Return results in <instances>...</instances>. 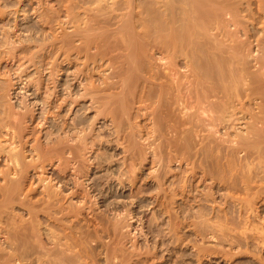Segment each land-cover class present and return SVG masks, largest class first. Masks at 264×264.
<instances>
[{
    "label": "bare ground",
    "instance_id": "bare-ground-1",
    "mask_svg": "<svg viewBox=\"0 0 264 264\" xmlns=\"http://www.w3.org/2000/svg\"><path fill=\"white\" fill-rule=\"evenodd\" d=\"M256 1L258 8L252 14V0H58L63 9L59 12L67 20L58 16L56 20H62L56 24L61 31L57 30L59 33L52 38H42L47 40L43 44L45 53L41 49L43 54L35 60L31 52L28 63L34 66H30L35 69L34 78L27 74L29 66L25 67L26 63L19 62L20 56L12 52L27 51L29 45L25 43L30 44L32 38L19 41L18 46L10 41L14 47L8 48L11 52L6 50L5 58L19 62L12 71L19 80L13 82L12 76L7 84L4 80L5 85L0 83V165H4L0 167V264H97L99 260L94 258L102 255L96 251L100 246L99 252L105 248L106 264H163V260L155 261L159 252L151 244L134 249L137 242L133 238V249L125 248L130 240H122L131 238L129 220L137 218L138 210L133 212L126 206L120 211L117 204L119 217L108 225L107 213L112 206L100 211L96 208L118 191L121 194L127 184L130 189L138 188L139 195H134L140 201L153 198L155 192L149 194L156 186L154 199L162 204L160 211L171 205L162 216L170 208L168 219L173 223L168 241L175 254L182 252L185 257L186 247L193 245V240L188 244L189 233L185 230L194 208L189 204L194 201L200 206L194 218L201 220L194 227L196 231L198 228L194 231L198 238L206 234L208 228L205 230L203 224L212 218H208L211 213L206 204L212 207L211 203L217 204L220 198L223 208L219 205L216 209L217 205L212 204L213 218L238 229L251 227V234L239 230L237 236L232 233L233 238L240 247L255 252L253 264H264V30L263 35L258 31L261 36L256 46H251L254 32L243 20L251 13L254 22L262 21L264 25V0ZM0 11V17L5 15ZM242 26L248 39L238 37ZM19 27L15 24L12 32L5 29L6 39L21 31ZM71 68L75 70L69 72ZM24 74L31 79L23 80ZM19 84L23 100L14 103V90ZM32 88V94H27ZM102 119L111 122L113 138L109 139L112 131L108 140L100 135L108 132L107 127L105 131L98 128ZM237 127L243 129L238 132ZM119 146L125 153L122 164L113 159L117 153L104 158L107 151ZM103 148L107 151L102 153L107 154L101 155L99 149ZM30 156H34L31 161L27 160ZM174 161L187 167L173 171ZM147 170L152 172L143 178ZM103 171L106 173L99 175ZM38 194L40 198L35 199ZM74 199L78 203L73 204ZM158 202L153 204L160 205ZM23 208L28 219L17 213ZM258 220H262L260 228L252 225ZM126 227L131 231H122ZM223 230L219 232L223 233L221 242L225 241ZM164 233L159 234L162 239L167 236ZM105 236L111 242L105 243ZM211 237L219 241V236ZM197 244L192 248L197 249L200 261L206 248Z\"/></svg>",
    "mask_w": 264,
    "mask_h": 264
},
{
    "label": "rangeland",
    "instance_id": "rangeland-1",
    "mask_svg": "<svg viewBox=\"0 0 264 264\" xmlns=\"http://www.w3.org/2000/svg\"><path fill=\"white\" fill-rule=\"evenodd\" d=\"M253 2V4L252 5H250L251 7L250 8H252V14L253 13H255L256 14V9L258 8L257 7V1L256 0H252ZM257 3H256V2ZM9 2V3H8ZM57 3H59L58 2V0H0V10H3V14H5V15H3V16H1L0 17V40L3 42H0L1 44H0V52H2V55L0 56V83L3 81V82H5V84H7L6 83V80L8 81L9 79H11V78H13L14 77V81L13 82H16L17 80H19L18 79V75H15V73H13L12 74V71L14 72V70H16L17 68V66L19 65V62H22V63H26L24 66L26 67L27 65L29 66V69H28V72H27V74H30V75H32V77L34 78V76L35 77H37L36 76V74L34 75V73H36L35 72V69L33 68L34 66L33 65H29V63H31V62H29L28 63V60L30 61V59H31V57L30 56H32L33 55V58L34 57H36V58H34L35 60L37 59V57L38 56H40L41 54H43L42 52V50H44L43 49V47H44V45L43 44H46L47 43V40H46V42H45V40H43L42 38H44V39H46V37H50V38H52L51 36H54L55 34H58L59 32L58 31H61V29H59V28H61V27H58V26H60V25H57V24H59L58 22H56V21H59V20H62V19H65V14H62V11H63V9L61 8H59L60 6H59V4H57ZM257 4V5H256ZM88 6L87 7H89L90 5L89 4H87ZM26 6V7H25ZM86 5H84V7H85ZM246 6V5H245ZM47 7V8H46ZM87 7H85V9L86 10H88L87 9ZM91 8H95L96 7V5L95 4H93V6H90ZM255 7V8H254ZM59 8V9H58ZM43 9H44V11H43ZM52 11H51V10ZM84 9V10H85ZM59 10H62L61 12H59ZM81 10H82V8H81ZM85 10V12H88V11H86ZM39 13H38V12ZM41 11V12H40ZM47 13H46V12ZM52 12V13H49V12ZM55 11V12H54ZM80 11V10H79ZM1 12V11H0ZM45 12V13H44ZM58 12V13H57ZM18 13V14H17ZM53 13H55V15L53 14ZM64 13H66V12H64ZM81 13V15L82 14H84V11H82V12H80ZM248 13H250V12H248ZM38 14V15H37ZM45 14H46V16H45ZM59 14H61V15H59ZM88 14H91V13H88ZM247 13L245 12V13H243L242 14V16H245ZM251 13L249 14L250 15V17H251V15H252ZM42 15H44V16H42ZM85 15V14H84ZM84 15L82 16L83 18H84ZM8 16H9V18H8ZM45 17V18H42V17ZM52 16V17H51ZM57 16V17H56ZM58 16H61L62 17V19H58V20H56L57 18H58ZM256 16H258V14L256 15ZM51 17V18H50ZM64 17V18H63ZM250 17H247V18H245V19H243L245 22L246 21H248V23L246 22V24H245V26H248L249 28H251L252 29V33H253V35H251L252 36V38H250L251 40H252V42L254 43L253 45H251V46H256V39L258 38V37H260L261 35H263L262 33H263V30H264V25H262L263 24V22L262 21H255L254 22V19L253 18H250ZM5 18V19H4ZM48 18V19H47ZM53 18V19H52ZM66 18H67V14H66ZM3 19V20H2ZM42 19H44V20H42ZM9 20V21H8ZM43 22H45L46 21V23H43ZM65 20H67V19H65ZM253 20V21H252ZM52 21H53V23H52ZM251 21V22H250ZM43 24H41V23ZM49 24H51V25H49ZM55 22V23H54ZM261 22H262V24H261ZM8 23V24H7ZM21 23V24H20ZM57 23V24H56ZM250 23V24H249ZM251 23H255L254 24V26H253V24H251ZM3 24V25H2ZM15 24H19L20 25V29H21V31H19V32H17V33H12V37L11 38H13V39H9V40H7L6 39V37L4 36L5 34H4V32L7 30V31H11L12 32V30H13V28H14V25ZM49 25V27L47 26L46 28H45V26L46 25ZM56 24V25H55ZM258 24V25H257ZM10 25V26H9ZM30 25V26H29ZM55 25V26H54ZM250 25V26H249ZM44 26V27H43ZM54 26V27H53ZM245 26H242L241 28V30H242V33H240V36L238 35V37L242 40V39H244L245 40V38H247L248 39V37L246 36L245 37V35H244V31H243V28H245ZM263 26V27H262ZM51 27V28H50ZM53 27V28H52ZM257 29H256V28ZM259 27H261V28H259ZM232 28L233 29H235V27L234 26H232ZM231 28V29H232ZM6 29V30H5ZM12 29V30H11ZM25 29V30H24ZM31 29V30H30ZM34 29V30H33ZM2 30V31H1ZM27 30V31H26ZM44 30V31H43ZM53 30V31H52ZM54 30H55V32H54ZM58 30V31H57ZM255 30V31H254ZM47 31V32H46ZM68 31V30H67ZM69 31H71V29H69ZM258 31H259V33L261 34H258ZM2 32V33H1ZM32 32V33H31ZM35 32H36V34H35ZM58 32V33H57ZM50 33V34H49ZM252 33H250V34H252ZM53 34V35H52ZM243 34V35H242ZM258 34V35H257ZM13 35H15V36H13ZM18 35V36H17ZM42 35V36H41ZM45 35V36H44ZM47 35V36H46ZM37 36V37H36ZM44 36V37H43ZM16 37V38H15ZM20 37V38H19ZM5 38V39H4ZM30 38H32V39H30ZM35 38V39H34ZM47 38V39H48ZM29 39H30V41H29ZM38 39V40H37ZM249 39V40H250ZM254 39V40H253ZM6 42V43H8V41H9V45L8 44H6V43H4V41ZM18 40V41H17ZM36 40V41H35ZM251 40L249 41V43H252L251 42ZM10 41H11V43L12 42H16L15 43V46H18V45H20L19 43V41H29V42H31L30 44L28 43V42H26L25 44H28L31 48H32V50H31V48L28 46V48L29 49H27V51H25V52H21V51H17V50H20V49H16V50H13L12 52H14L17 56H18V58H19V56H20V58H19V62H15V60H13V61H7V58H5L6 57V55H7V52H9L10 50H11V45H13V47H14V43L13 44H10ZM35 41V42H34ZM43 41V42H42ZM19 42V43H18ZM32 42H34V44H36V45H32ZM39 42H41V43H39ZM45 42V43H44ZM17 44V45H16ZM41 46H40V45ZM8 45V46H7ZM37 45H39V46H37ZM4 47V48H3ZM10 47V48H9ZM10 50H9V49ZM42 49V50H41ZM254 49H256L257 50V47L255 48L254 47ZM4 50V51H3ZM6 50H7V52H6ZM30 50V51H29ZM39 50V51H38ZM42 52H41V51ZM29 51V52H28ZM33 51V53L34 54H32L31 52ZM11 52V51H10ZM28 52V53H27ZM37 52V53H36ZM44 53H45V50H44ZM30 54H32V55H30ZM39 54V55H38ZM4 58H3V57ZM8 56V55H7ZM26 56V57H25ZM24 57V58H23ZM30 58V59H29ZM32 58V59H33ZM2 59H4V60H2ZM22 60V61H21ZM3 61V62H2ZM25 61V62H24ZM4 65H2V64ZM32 64V63H31ZM9 66H10V68H12L11 70H10V68H9ZM27 66V67H28ZM30 66H33V67H31L30 68ZM4 67H5V70H4ZM36 67V66H35ZM8 68V69H7ZM16 68V69H15ZM33 69V70H32ZM72 69V68H71ZM74 70H75V68H73ZM73 69L72 70H69V72H73ZM31 71V72H30ZM3 72H4V74H3ZM10 72H11V75H10ZM9 73V74H8ZM108 73V72H107ZM47 73H45V75H46ZM8 77H6V76ZM8 75H10L11 77H9ZM5 76V77H4ZM13 76V77H12ZM16 76V77H15ZM2 77L4 78V79H2ZM24 78H23V80H25L26 82L28 81V80H30L31 79V77L29 76V78H27L26 76H25V74H24V76H23ZM33 78H32V80H33ZM36 79V78H35ZM34 79V80H35ZM24 81V83H26ZM2 82V83H3ZM9 83V82H8ZM4 83H3V85H5ZM0 86H1V84H0ZM18 86V88L19 89H16V91L14 90V92H15V95H13V96H15L14 97V99L12 100V102H14V103H16L17 101H18V103L19 102H21L23 99V93H21L20 91H18V90H20V86H22V85H17ZM16 86V87H17ZM24 87V86H23ZM23 87H21V88H23ZM33 90H35V88H32V90L30 91V92H28L27 94H32V92H33ZM13 92V91H12ZM13 92V93H14ZM23 94V95H22ZM26 94V95H27ZM29 94V95H30ZM43 94H45L44 93V91H43ZM19 95V96H18ZM45 96V95H44ZM30 99H33V97L32 98H30ZM29 99V100H30ZM34 102L35 100H31V101H29V102ZM32 102V103H33ZM256 102H258V101H255V104H256ZM17 103V104H18ZM254 103H253V108H257V107H255L254 105H255ZM256 106H257V104H256ZM40 111V110H39ZM258 111V110H257ZM92 116H94L95 114H91ZM74 118V114L73 115H71V118ZM70 118V119H71ZM72 118V119H73ZM72 119H71V121H72ZM106 119V118H105ZM105 119H102V120H104V121H102L101 120V122L98 124V128L99 129H103V130H101V131H105V129H107L108 128V132L107 133H105L104 134V132H103V134L102 133H100V135L101 136H105L106 137V140H108L107 138H109V132H111L112 130H109V127H110V124H111V122L110 121H108L107 122V120H105ZM106 121V122H105ZM103 122V123H102ZM108 124V125H107ZM105 125V126H104ZM104 126V127H103ZM107 127V128H106ZM105 128V129H104ZM238 128V132H239V129L241 130V129H243V127L242 128H240V127H237ZM47 131V130H46ZM45 132V131H44ZM44 132H43V134H44ZM232 132H233V130H232ZM236 131H234V133H235ZM46 133V132H45ZM112 133H113V131L111 132V137L109 138V139H111V138H113L112 137ZM109 134V135H108ZM38 136H39V134H37ZM42 134H40V136H41ZM100 136V137H101ZM28 137H30V136H28ZM103 137H101V139H103V140H105ZM31 138V137H30ZM44 139V138H43ZM121 142H123V141H121ZM158 144V143H157ZM124 146V145H123ZM123 146H119L118 147V149H117V147H114V149L113 150H111V151H107L106 149H102V150H100L99 149V154L101 153V155L103 154L102 152H104V151H107L108 152V154L105 152L104 154H107L106 156L104 155V158L106 157H109L110 155H113V153H114V155H116V153H117V155L118 156H114L115 158H113L114 160H116V158H117V160H119L120 162H118V164H122L123 163V156L125 155V153H123V149H122V147ZM119 148H121L120 150H119ZM115 149H117V150H115ZM104 150V151H103ZM115 151V152H114ZM120 151V152H119ZM112 154H111V153ZM98 154V153H97ZM98 154V155H99ZM36 157V156H35ZM37 158V157H36ZM120 158V159H119ZM34 159V156H30V158H28L27 160H29V161H31V160H33ZM177 163L178 162H176L175 163V161H174V163L171 165L172 166V170L173 171H178V170H180V166H183V167H187V166H185V164H183V165H180L179 163H178V165H177ZM174 165V166H173ZM4 165H0V167H1V169H3L2 167H3ZM178 169V170H177ZM185 169V168H184ZM183 169V170H184ZM187 169V168H186ZM185 171V170H184ZM188 171H189V169H188ZM152 172V170H147L146 172H145V174H144V177L143 178H145V176L147 177L148 175L147 174H149V173H151ZM106 173V171H103V172H101V174H99V175H102V174H105ZM48 175H50V173L48 174ZM142 182L144 183V180L142 179ZM142 182L140 181V183H138V185H137V187H139L140 188V185L142 184ZM2 183V181L0 180V184ZM208 183H210V180L208 181ZM155 188H153V191L151 190L150 191V194L149 195H152L154 192L155 193H157L156 192V190L158 191V188H156V186H154ZM168 186L166 185V187L165 188H167ZM128 188V189H127ZM131 189H132V191H131ZM130 189V186L127 184V187H126V189H123L122 191H121V194H119V191H118V193L115 195V196H112V197H110L109 198V200H108V202H105V203H107V204H105V203H98V204H103V206H99V205H97L98 207H96L99 211H100V209L102 208V207H107L108 205H109V207L110 206H112V207H108L109 208V212L110 213H107L108 214V216L110 217V218H107L108 219V222H109V224L108 225H110V222H116V219L115 218H117V217H119V216H117L116 217V214H117V212H116V208L118 207V205L119 206H121L120 208L121 209H119L120 211H122V208H124V209H126V208H130L131 209V211H133V212H135L136 210H138L137 212L138 213H136L138 216H137V218H139V220L137 219V218H134V219H132V220H129V222H132V223H130L132 226L130 227L131 228V230H132V234L131 233H129L128 235H131V238H124L122 241H124L125 239H126V243H127V246L125 245L126 243H121L123 246L125 245V248L126 247H128L129 246V248H126V250L128 249H133V246H134V249H135V247L136 248H138V249H143V248H145L146 246L148 247V245L149 244H151L150 246L151 247H155V248H157L156 250H158V255L157 256H159L158 258H155L156 260L155 261H160V263L162 262V260H163V264L165 263V264H176V262H177V260H178V262H179V264H180V261H181V264H200V261L202 260V264H253V262L251 261L254 257H253V255L255 256V254H253V253H255L252 249H249V250H246V248H242V247H240L239 246V244H237L236 243V239H234L233 237H235V234L236 233H238L237 231H239V233L241 232V230H242V232L241 233H244V231H246V233H248V234H251V232H250V229L249 228H251V227H249L248 228V226H246L247 227V229H244V227H242V229L241 228H236V226H235V228L233 227V226H231L230 227V225H229V222H228V224H226L227 222L226 221H220L219 220V218H217V217H215V218H213L214 216H212V209H213V205H214V207H215V205H217V207H216V209H218L219 208V205L221 206H223L224 204L222 203H220V201H221V199L219 198L218 199V202H217V204L215 203H211V206L212 207H210V204L209 203H207L206 205V207H208V208H206V210H208V213L210 214L209 216H208V218H211V219H208V222H207V224H206V227H205V224H203L204 225V228H205V230H206V228H208V231H206V234H205V230H204V228L202 227L201 228V225H200V229L202 230V232H204V234L206 235V237H205V235L203 236V235H200L198 238L199 239H201L200 241L198 240V238H197V236L195 235V232L194 231H196V230H194V227H195V224H196V222L199 220H196L195 221V219H196V211H198V207H200V206H196V204H198V203H196V202H194V201H192L191 203H193L194 202V204H189L190 206H191V208H193V209H191L190 210V212H192V214L190 213V216L188 217V222H187V224L190 226V224L192 223V221H193V223L194 224H191V226L189 227H186L185 228V230H187L188 231V233H189V235H188V233L186 232V231H184V232H186V234L188 235V238H187V240L189 241H187L188 242V244L192 241V244L194 245V244H202L203 245V250L204 251H206L205 253L207 254H203L202 252H201V254H203V258H201V260L199 261L198 259H197V257H198V254H197V249L195 250V249H193L192 247H195V246H191L190 244L186 247V250L187 251H185V257H184V255L182 254V252H181V254L180 253H178V255L177 254H175L176 252L172 249V244L170 243V241H168L169 240V228H170V224L172 225V223H173V221H170V219H168L169 218V214H168V212H169V209L170 208H172L171 207V205H169V206H166V207H170L169 209H168V212H166L167 211V209H166V207H165V209H166V211H165V215H163L162 216V214H164L162 211H164L163 209L160 211V206L162 205V204H160L156 199H154V195H155V193H154V195H152L151 197H153V198H151L150 199V197H148V198H146L145 200H142V201H140L141 199L139 198V196L137 197V195H134L135 193L137 194L138 193V191H137V189L138 188H131ZM141 189H142V187H141ZM154 189H155V191H154ZM41 191L43 190V189H40ZM124 190H126V191H124ZM127 190H129V191H127ZM134 190V191H133ZM41 191H40V193H41ZM72 190H68V192L70 193ZM124 191V192H123ZM68 192H67V194H68ZM126 192V193H125ZM135 192V193H134ZM152 192V193H151ZM133 193V194H132ZM146 194H148L149 193V190H148V192H145ZM66 194V193H65ZM125 194V195H124ZM130 194V195H129ZM144 194V193H143ZM124 195V196H123ZM138 195H139V193H138ZM142 195V194H141ZM140 195V196H141ZM42 196V195H41ZM129 198H128V197ZM131 196V197H130ZM137 197V198H136ZM39 199L40 198V195L38 194L37 195V197H35V199ZM112 198V199H111ZM34 199V200H35ZM117 199V202L118 203H116V200ZM139 199V200H138ZM154 199V200H153ZM75 200V201H74ZM73 200V204H74V202H76V203H78L77 202V200L76 199H74ZM112 200V201H111ZM119 200V201H118ZM121 200V201H120ZM197 200H198V198H197ZM124 201V202H123ZM134 201V202H133ZM139 201V202H138ZM152 201V202H151ZM156 203H155V202ZM71 202V201H70ZM114 202V203H113ZM122 202V203H121ZM142 202V203H141ZM157 202L160 204V205H155V204H157ZM72 203V202H71ZM116 203V206H114V204ZM120 203V204H119ZM125 203V204H124ZM138 203H140V204H138ZM153 203H155V204H153ZM220 203V204H219ZM110 204H112V205H110ZM118 204V205H117ZM137 204H138V207H137ZM144 204V205H143ZM150 204V205H149ZM213 204V205H212ZM193 205V206H192ZM115 208H114V207ZM123 206V207H122ZM127 206V207H126ZM134 206V207H133ZM221 206V208H223ZM105 207V208H106ZM126 207V208H125ZM141 207H143V208H141ZM147 207H150V208H147ZM156 207V208H155ZM162 207H164V205L162 206ZM161 207V208H162ZM100 208V209H99ZM105 208H103V209H105ZM112 208H114V211H113V209ZM119 208V207H118ZM187 208H189V207H187ZM211 208V209H210ZM18 209H20V208H18ZM24 209H26V208H23L22 210H18L17 211V213L18 214H21V213H23L22 214V216L24 217V219H28V217H30L29 215H28V213L26 212V210H24ZM157 209H159V210H157ZM178 208H176V210H177ZM17 210V209H16ZM145 210V211H144ZM174 210H175V208H174ZM174 210H172V211H174ZM153 211V212H152ZM113 212H114V215H113ZM119 212V211H118ZM142 212V213H141ZM156 212V213H155ZM161 212V214H159ZM193 212H194V214L195 215H193ZM167 213V214H166ZM106 214V215H107ZM111 214V215H110ZM153 214H154V216H153ZM157 215V216H156ZM192 215V216H191ZM214 215V214H213ZM26 216V217H25ZM115 216V217H114ZM161 216V217H160ZM165 216V217H164ZM91 217V216H90ZM157 218L158 220V222L160 221V223L158 224L157 223V221H156V219L155 218ZM114 218V220H112V221H110V219H113ZM143 218V220L141 221V219ZM161 218V219H160ZM192 218V219H191ZM195 218V219H194ZM135 219H137V220H135ZM189 219H190V221H189ZM217 221H216V220ZM162 220V221H161ZM209 220H210V223H209ZM141 221V222H140ZM154 221H156V222H154ZM169 221V222H168ZM199 221H201V220H199ZM218 221H220V222H218ZM262 221V220H258V221H256L254 224H252V225H254V226H257L258 224H261L260 222ZM139 222V223H138ZM161 222L162 223H164V224H162V226L160 225L161 224ZM172 222V223H171ZM212 222H213V224H212ZM215 222V223H214ZM218 222V223H217ZM224 222V223H223ZM226 222V223H225ZM148 223V224H147ZM151 223V224H150ZM209 223V224H208ZM222 225H221V224ZM107 224H105L106 226H107ZM154 224V225H153ZM157 224H158V226H157ZM226 224V225H225ZM151 225V226H150ZM156 225V226H155ZM192 225H194V226H192ZM202 225V226H203ZM209 225V226H208ZM216 225H219V226H217V230H219V232H221L220 230H223L224 228H226V226H227V228L226 229H224L223 231H225V236H224V239H225V241L224 240H222V242H221V239H223V238H221V236H222V234L223 233H219V232H217V234H216V230H215V228H214V226L216 227ZM251 225V226H252ZM263 225V226H262ZM261 225V227H263V229H264V223ZM136 226V227H135ZM149 226V227H148ZM155 226V227H154ZM222 226H225L224 228L222 227ZM260 225H258L257 227H259ZM145 227V228H144ZM151 227L154 229V230H152L151 231ZM157 227L159 228V229H157ZM193 227V228H192ZM211 227V228H210ZM212 227L214 228V229H212ZM233 227V228H232ZM245 227V228H246ZM127 228V227H126ZM125 228V230H122V231H125V232H128L130 229H129V227L126 229ZM140 228V229H139ZM221 228V229H220ZM229 228H232L231 230H233V229H235V230H233V231H231ZM260 228V227H259ZM129 229V230H128ZM196 229V228H195ZM128 230V231H127ZM130 230V231H131ZM143 230V231H142ZM150 230L151 231V233L150 232H148V231ZM157 230V231H156ZM163 230V231H162ZM191 230V231H190ZM200 230V231H201ZM211 232H210V231ZM213 230L215 231V234H213V235H216L217 237L219 236V241H218V239H216V238H214L213 239V237H211V236H213V235H211L212 233H213ZM227 230V231H226ZM244 230V231H243ZM248 230V231H247ZM141 231H142V233H141ZM157 232V233H153V232ZM193 231V232H192ZM197 231H198V228H197ZM196 231V232H197ZM228 231H230V234H229V232ZM252 231V230H251ZM160 232H161V236L163 235V234H165L164 232H166V235L167 236H163V239H162V237H160ZM191 232V233H190ZM236 232V233H235ZM253 232V231H252ZM182 233V232H181ZM232 233H235V234H233L232 235ZM135 234V235H134ZM169 234V235H168ZM194 234V235H193ZM210 234V235H209ZM123 235L124 236H126L127 235V233H126V235H125V233L123 232ZM126 236V237H130V236ZM140 235V236H139ZM152 235V236H151ZM153 235L156 237H153ZM157 235V236H156ZM238 234H236V236H237ZM136 236V237H135ZM137 236H139V237H137ZM158 236H159V238H158ZM203 238H202V237ZM226 236H228V237H226ZM231 236V237H230ZM107 237V238H106ZM167 237V238H166ZM190 237V238H189ZM106 240H105V239ZM103 239L106 241H104L105 243H108L109 241H110V238H109V236H105ZM133 238H135V239H137V241L135 240V239H133ZM230 238V239H229ZM234 239V241H232V239ZM102 239V240H103ZM129 239V240H128ZM135 241V243L137 242V245L135 246V244H134V241ZM152 239V240H151ZM157 239V240H156ZM203 239V240H202ZM2 240H4V238H2ZM109 240V241H108ZM149 242H148V241ZM159 240V242L158 243H156L157 241ZM204 240H206V241H204ZM227 240V241H226ZM108 241V242H107ZM151 241V242H150ZM153 241V242H152ZM167 241H168V243H167ZM194 241L196 242V243H194ZM218 241V242H217ZM231 241V242H230ZM111 242V241H110ZM125 242V241H124ZM133 242V243H132ZM141 242V243H140ZM154 242H155V244H154ZM186 242V243H187ZM229 242V243H228ZM233 242H235V243H233ZM95 243V242H94ZM143 243V244H142ZM165 244L164 245V247H167V249H168V251L166 250V248H164L163 247V244ZM170 243V244H169ZM218 243V244H217ZM233 243V244H232ZM134 244V245H133ZM154 244V245H153ZM168 244V245H167ZM197 244V245H198ZM220 244V245H219ZM235 244V245H234ZM130 245H131V247H130ZM133 245V246H132ZM144 245H146V246H143ZM156 245V246H155ZM158 245V246H157ZM160 245V246H159ZM169 245H171L170 247H169ZM202 245H199V246H202ZM210 246V248L208 247V246ZM113 246V245H112ZM123 246H120L121 248L123 247ZM204 246H205V248H204ZM216 246V247H215ZM218 246V247H217ZM146 247V248H147ZM159 247V248H158ZM160 247H163V248H161L160 249ZM169 247V248H168ZM224 247V248H223ZM100 249H99V251H101V246L99 247ZM102 248H103V246H102ZM208 248V249H207ZM215 248V249H214ZM140 249V250H141ZM191 249V250H190ZM212 249H213V251H212ZM216 249H218L217 250V253H215L216 252ZM228 251H227V250ZM240 249V250H239ZM245 249V250H244ZM103 250V249H102ZM123 251L125 250L124 249V247H123V249H122ZM159 250H163L162 251V254H163V252H164V255H161V251H159ZM167 251V252H165V251ZM173 250V251H172ZM189 250V251H188ZM99 254L101 253L102 255V258L103 259H100L101 258V256H100V258H94V261L97 259V260H99V261H97V264H98V262L100 263L101 261H105L104 259H105V256H103V255H105V254H103V253H105L106 251H105V248H104V251H102V252H99L98 250H96ZM171 251V252H170ZM203 251V252H204ZM208 251H211V252H208ZM223 251V252H222ZM229 251H232V252H229ZM234 251V252H233ZM242 251H244V252H246V253H244V252H242ZM96 252V253H97ZM126 252V251H125ZM125 252H123V253H121V254H125ZM130 253H131V250L129 251ZM129 252H126V253H128V254H126V255H129ZM175 252V253H174ZM208 252V253H207ZM250 252V253H249ZM251 252H252V255H251ZM97 253V255H98V257H99V254ZM168 253H170L169 255H167ZM171 253H173V254H171ZM221 253V254H220ZM229 253V254H228ZM241 255H240V254ZM242 253H244V255H242ZM191 254H192V257H191ZM196 254H197V256H196ZM232 254V255H231ZM234 254V255H233ZM238 256H237V255ZM246 254V255H245ZM259 254H261V253H259ZM167 255V256H166ZM180 255V256H179ZM181 255H183V256H181ZM239 255H240V257H239ZM261 255H263V257H264V253H262ZM96 256V255H95ZM163 256H164V258L165 259H163ZM171 256V257H170ZM175 256V257H174ZM176 256H178V257H176ZM188 256H189V258H188ZM196 256V257H195ZM202 256V255H201ZM201 256H199V257H201ZM222 256H224V257H222ZM228 256V257H227ZM18 256H16V258H17ZM34 256H32L31 258L32 259H34V258H36V256L33 258ZM180 257H182V258H180ZM234 257V258H233ZM174 259V261L172 260V259ZM175 258H177V259H175ZM179 258V259H178ZM195 258V259H194ZM225 258H228V259H225ZM230 258V259H229ZM154 259V258H153ZM152 259V260H153ZM187 259H189V260H187ZM198 260V262H197V260ZM200 259V258H199ZM35 260V259H34ZM33 260V261H34ZM101 260V261H100ZM152 260H150V261H152ZM166 260V261H165ZM176 260V261H175ZM185 260V261H184ZM195 260V261H194ZM233 260V261H232ZM158 261V262H159ZM168 261H170V262H168ZM184 261V262H183ZM235 261V262H234ZM35 262H37V259H36V261ZM183 262V263H182ZM196 262V263H195ZM232 262V263H231ZM23 263H25V264H29L30 262H27L26 263V261H24ZM31 263H34V262H31ZM102 263V262H101ZM36 264V263H35ZM96 264V263H95ZM103 264V263H102ZM105 264H106V261H105ZM129 264H133L132 262L131 263H129Z\"/></svg>",
    "mask_w": 264,
    "mask_h": 264
}]
</instances>
